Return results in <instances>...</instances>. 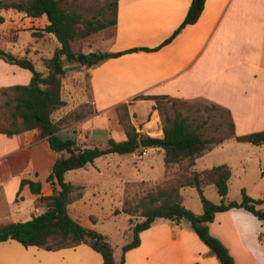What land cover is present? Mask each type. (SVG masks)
<instances>
[{"label": "crops", "instance_id": "obj_1", "mask_svg": "<svg viewBox=\"0 0 264 264\" xmlns=\"http://www.w3.org/2000/svg\"><path fill=\"white\" fill-rule=\"evenodd\" d=\"M191 3L192 0L118 1L116 34L111 40L100 41L103 48L99 45V50L107 54L105 61L93 68L65 66L66 77L61 91L65 105L52 115L59 125L60 137L72 132L76 139L70 140L83 147L100 146L93 141L97 132L101 137L105 133L106 145L111 138L124 141L123 129L105 116L121 104H130L129 113L141 139L160 141L163 129L154 109L156 103L135 100L140 95L203 100L230 111L238 136L264 131V0H206L198 22L187 26L173 42L157 51L142 50L157 48L168 39L183 23ZM0 15L5 19L0 26V48L15 56L27 57L37 71L47 75L43 60L52 59L60 48L56 36L43 31L49 24L47 17L31 18L15 10H0ZM134 49L139 51L111 57ZM0 78L1 90L28 85L32 74L0 60ZM86 104L92 105V114L70 117ZM86 137L92 143L79 142ZM232 140L235 139L225 140L203 154L191 168L201 173L228 165L231 178L227 201H230L233 182L241 181L247 172L244 152L263 149L241 143L238 157L234 158L225 150ZM142 150L140 147L131 155L109 154L85 168L67 172L66 182L83 187V197L69 206L70 216L82 224L79 203H90L91 197L103 194V185L116 188L126 183L155 185L177 175L183 166L175 164L167 169L163 147L146 148L148 155L138 159ZM61 156L37 130L17 135L0 133V225L24 223L45 212V204L37 201L38 196L28 185L21 188V182H41L43 196L53 195L57 186L47 183V178ZM259 160L254 165L261 172ZM212 186L215 188L214 185L204 188L205 195ZM119 190L121 192L122 188ZM180 193L186 208L197 215L203 213V206L202 209L190 207L199 196L196 188L184 187ZM212 200L219 204L221 197L218 194V198ZM74 208L79 211L75 212ZM123 216L124 228L111 235L101 233L112 245L117 264L122 258L119 248L132 241L129 216ZM90 217L95 221L90 226H82L95 230L98 219L94 215ZM110 217L118 219L122 215L115 216L111 212ZM209 231L227 247L235 264H264V222L251 213L242 209L217 213L209 224ZM115 237L120 242H115ZM194 263L220 264L186 221L156 220L141 234V245L126 254V264ZM0 264H103V259L87 244L47 251L26 248L17 241L8 240L0 242Z\"/></svg>", "mask_w": 264, "mask_h": 264}, {"label": "trees", "instance_id": "obj_2", "mask_svg": "<svg viewBox=\"0 0 264 264\" xmlns=\"http://www.w3.org/2000/svg\"><path fill=\"white\" fill-rule=\"evenodd\" d=\"M75 1L0 0V10H15L31 18L46 16L49 24L43 31L54 34L60 43V48L54 57L43 60L48 70L47 75L37 71L35 64L27 57L15 56L0 48V60L28 70L32 74L28 85H17L0 90V99H2L0 101V133L17 135L37 130L41 138L48 140L54 152L62 154L56 160L52 173L47 178V183L57 186L53 195L43 196L41 182L29 180L21 182V188L28 185L31 192L38 196L37 201L45 204V212L24 223L0 225V242L14 240L26 248L38 247L47 251L87 244L102 256L103 264H117L114 249L107 237L94 229L82 226L70 216L69 206L83 197V187L66 182L65 175L69 171L85 168L93 164L96 159L109 154H134L140 148L141 135L132 122L129 113L130 104H121L115 108L118 123L126 135L124 141L118 142L111 138L105 147L94 145L83 147L78 146L73 140H65L58 135L60 128L53 121L52 115L65 105L61 97L63 80L66 77L65 65L81 64L87 68H93L105 61L107 54L95 51L79 62V57L84 55L79 50L91 38L110 27H114L115 36L118 22L119 0L108 1L100 9L101 18L97 14L85 16L74 6ZM205 4L206 0H192L183 23L171 36L157 48L142 50L157 51L173 42L187 26L198 22ZM105 10L108 13L112 12L110 19H104ZM4 22V17L0 15V26ZM137 51L139 49L128 50L112 54L111 57ZM135 100L155 101L154 109L159 114L163 129V138L160 141L168 146L164 148L165 166L167 169L175 164L183 166L177 175L153 185L143 194L136 192L131 194V190L146 186V182L125 184L122 206L114 211V215L125 214L130 217L132 241L122 248V258L118 264H126V254L141 245V234L149 230L159 219L177 223L188 222L220 264H235L227 247L211 235L209 224L215 220L217 213L234 209L245 210L264 222V209L260 208L264 198L254 199L245 189H242L240 202L227 201L231 178V168L228 165L213 167L201 173L193 172L191 168L199 157L228 139L254 146L264 145V131L238 136L230 111L217 105H211V107L217 112H222L224 117L219 123H210V116L207 115L209 108L203 104H191L168 96L140 95ZM93 112V107L86 104L70 114V117L82 118ZM208 127L226 132L225 136L220 139L210 137ZM207 185L215 186L221 197L219 204L205 197L204 188ZM184 187L197 189L203 206L202 214L197 215L183 205L180 192ZM134 218L141 220L134 222ZM92 221L94 222V219Z\"/></svg>", "mask_w": 264, "mask_h": 264}, {"label": "rangeland", "instance_id": "obj_3", "mask_svg": "<svg viewBox=\"0 0 264 264\" xmlns=\"http://www.w3.org/2000/svg\"><path fill=\"white\" fill-rule=\"evenodd\" d=\"M108 1H111V0H76L73 3H74V6L77 7L78 11L82 12L85 16L90 17V16H93L94 14H97V16L101 18V16L99 15L100 9L103 8L105 4H107ZM103 13L105 14L103 17L106 20L112 17V12L108 13V11L105 10ZM9 36H12V34L9 33ZM13 36L14 38H17L18 35L15 34ZM113 38H114V27H110L109 29H106L103 32L91 38L87 43H85L80 48L79 51L83 53L84 55H88V53L90 52L92 53L95 51H100L99 50L100 41L101 40H111ZM100 46H101L100 48H103V44H101ZM68 65L82 66L81 64H66L65 66H68ZM1 79L2 78H0V81ZM0 101H2V99H0ZM188 102H190L191 104H203L204 106H207L209 108V112L207 115L210 116V123H219L222 121V117H224V114H222V112H217L216 109H213L211 107V105H215V104L208 103L203 100H195V101H188ZM88 105L92 106L91 104H88ZM195 107L193 108V111L195 110ZM263 112H264V108H263ZM105 117H107L112 122L113 125L115 126L117 125L119 126V128H121L118 123V117H117V113L115 110L111 111ZM225 133L226 132L221 131V130L217 131L213 127L212 128L210 127L208 131L209 136L214 137L215 139H220L224 137ZM98 135H99V132H97V136L93 141L97 145H100V146L106 145L107 140L105 138V133L103 132V137L98 136ZM61 137L63 139H67L66 137H68L69 139H76V136L72 132H70L69 134H63ZM83 140L86 144L92 143L91 141L87 139V137L86 139L80 138L79 142H82ZM231 142L232 143L229 149H225V150H228L231 153L232 157L236 158L238 157L236 155L239 154V149L241 148L240 146L242 145L241 143H238L235 140H232ZM247 145L250 146V148H255L252 145H249V144ZM260 148H263V149H260L259 151H255L256 149H253V150L244 152V156L247 158L246 159L247 162L245 166L247 172L245 176L243 177V179H241V181L233 182L232 189L229 195L230 201L240 202L242 200V193H241L242 189H245L247 191V194L254 199L264 198V173H263L264 171V145L261 146ZM258 160L261 161V172H259V169L254 165L256 164L255 162ZM42 181L44 182L45 179L42 178ZM92 181L93 180L91 179L90 182L93 183ZM152 186L153 185L147 183V185L144 187H141V188L135 187L134 189L131 190L132 192L131 194H134L135 192L143 194L144 192H147ZM119 188L120 189L122 188L121 192ZM124 196H125V185L121 187H117V188L111 185H106L104 187L103 185V194L91 197L92 201L90 203L88 202L86 204L79 203V206H80L79 215L82 217L81 225L90 226L94 218L93 217L89 218V215H94L98 219V225H97V228L95 229L97 232H100V233L105 232L111 235V233H114L116 230L124 228L125 219L123 215L125 214H121L122 217H119L118 219L110 217L111 212H113L114 214V211L116 209L121 208L123 200H124ZM205 197L209 199L210 201L214 202L216 200H212V199L218 198V193L216 189L212 186L210 189L207 190ZM118 205L120 206L117 207ZM190 207L194 209H196V207H198L199 209H202L201 199L198 195L194 199ZM260 208L264 209V203L261 205ZM74 210L75 212L79 211L78 209H75V208ZM129 218H128V224H129ZM139 220L141 219L134 218V222H137ZM116 239L118 241H116ZM114 241L120 242L119 238H116V237ZM127 241H130V238L125 240L123 243L125 244L127 243ZM121 253H122V249L120 247L118 250V254L121 255Z\"/></svg>", "mask_w": 264, "mask_h": 264}, {"label": "water", "instance_id": "obj_4", "mask_svg": "<svg viewBox=\"0 0 264 264\" xmlns=\"http://www.w3.org/2000/svg\"><path fill=\"white\" fill-rule=\"evenodd\" d=\"M86 58V55H82L81 57H79V61L81 62L83 59ZM140 147L143 149L149 148V147H163V148H167L168 146L159 141V140H154L151 138H142L139 141Z\"/></svg>", "mask_w": 264, "mask_h": 264}, {"label": "built area", "instance_id": "obj_5", "mask_svg": "<svg viewBox=\"0 0 264 264\" xmlns=\"http://www.w3.org/2000/svg\"><path fill=\"white\" fill-rule=\"evenodd\" d=\"M147 155H148V153H147L146 149H143L141 151V153L139 154L138 159H142V158L146 157Z\"/></svg>", "mask_w": 264, "mask_h": 264}]
</instances>
